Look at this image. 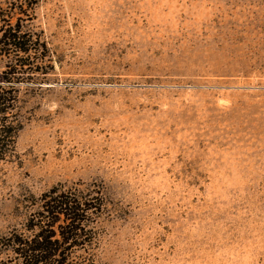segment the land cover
<instances>
[{
  "label": "rangeland",
  "instance_id": "rangeland-1",
  "mask_svg": "<svg viewBox=\"0 0 264 264\" xmlns=\"http://www.w3.org/2000/svg\"><path fill=\"white\" fill-rule=\"evenodd\" d=\"M10 1L0 34L41 47L0 55L23 123L0 231L99 186L98 264H264V0Z\"/></svg>",
  "mask_w": 264,
  "mask_h": 264
},
{
  "label": "trees",
  "instance_id": "trees-1",
  "mask_svg": "<svg viewBox=\"0 0 264 264\" xmlns=\"http://www.w3.org/2000/svg\"><path fill=\"white\" fill-rule=\"evenodd\" d=\"M20 2L19 10L23 7ZM35 3L24 0L29 10ZM12 11L8 17L15 13L14 8ZM19 23V19L15 24L6 23L0 34V55L14 58L17 68L27 65V56L41 47L39 39ZM19 54L27 56L18 58ZM15 73L9 72L0 86V161L14 151L23 126L18 90L11 82ZM33 205L35 208L26 210L21 222L0 231V264H98L101 238L94 224L103 209L99 186L72 191L55 185Z\"/></svg>",
  "mask_w": 264,
  "mask_h": 264
}]
</instances>
